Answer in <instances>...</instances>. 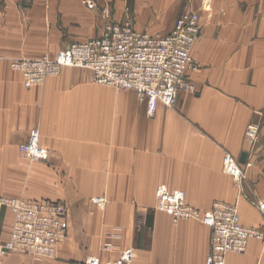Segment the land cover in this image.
<instances>
[{
    "label": "crops",
    "instance_id": "obj_1",
    "mask_svg": "<svg viewBox=\"0 0 264 264\" xmlns=\"http://www.w3.org/2000/svg\"><path fill=\"white\" fill-rule=\"evenodd\" d=\"M92 1L90 8L86 0H0V174L19 172L13 164L15 148L37 125L41 144L54 163L62 164L63 173L94 175V181L96 174L110 175L109 189L117 201L109 219L123 224L126 235L102 256L115 258L130 247L131 264H205L210 228L195 218L174 222L155 209V189L165 184L183 190L186 201L201 211L215 200L236 203L243 225L261 227L256 201L264 200V182L260 186L258 180L264 168L257 167L253 185V152L244 133L252 111L264 109L263 9L257 0H210L209 11L201 9L202 0H131L130 6L127 0ZM124 8L135 29L152 33L170 31L176 18L189 10L211 15L200 17V34L191 51L197 68L188 75L195 92L179 91L174 106L158 104L148 116L132 90L92 86L97 83L85 68L73 67L84 70L73 74L64 72L65 67L59 76L46 78L41 88L31 89L8 68L10 57H35L99 36L107 21L122 19ZM55 81L71 87V96H90L91 105L52 106L49 86ZM60 110L65 111L63 117ZM75 111H86L89 122V132L79 138L67 124ZM57 116L62 127L68 125L61 131L52 123ZM259 145L263 149L257 159L264 160V122ZM226 152L238 161L246 152L245 162L239 163L249 178L245 176L240 187L222 169ZM77 210H72V218L81 213ZM12 217V210L4 207L0 240ZM5 255L11 257L0 264H33L22 263L11 252ZM225 262L264 264V242L250 238L244 252H228Z\"/></svg>",
    "mask_w": 264,
    "mask_h": 264
},
{
    "label": "built area",
    "instance_id": "obj_2",
    "mask_svg": "<svg viewBox=\"0 0 264 264\" xmlns=\"http://www.w3.org/2000/svg\"><path fill=\"white\" fill-rule=\"evenodd\" d=\"M92 8V0H86ZM107 13V9H103ZM198 14L190 11L179 15L173 28L166 33L136 30L131 24L107 21L99 36L84 41H72L53 56L20 58L11 66L17 70L25 88L41 84L48 76H57L64 67H79L91 71L94 83L116 89L132 90L144 103L146 113L152 116L158 104L172 107L178 92H195L188 72L197 68L191 50L200 34ZM245 137L255 142L259 137V125L249 121ZM38 131H32L28 139L18 146L22 156L32 160H46L48 152L39 142ZM223 171L231 176L236 187L244 178L242 165L230 153L222 158ZM94 202L105 206L103 197ZM155 208L169 214L174 222L195 218L210 228L209 251L205 264H226L228 252H244L250 238L264 242V200H257L262 225H243L235 204L213 201L204 211L190 205L185 192L169 189L159 184L155 189ZM5 200H0V216ZM14 207L11 240L0 244V257L9 250H30L38 255L53 254L57 242L63 238L64 208L56 201L8 202ZM132 248L119 252L115 259L102 260L96 255L87 257L81 264H131Z\"/></svg>",
    "mask_w": 264,
    "mask_h": 264
},
{
    "label": "rangeland",
    "instance_id": "obj_3",
    "mask_svg": "<svg viewBox=\"0 0 264 264\" xmlns=\"http://www.w3.org/2000/svg\"><path fill=\"white\" fill-rule=\"evenodd\" d=\"M130 2L131 0H127V6H130ZM210 2H211L210 0H202L201 9L203 11H209ZM257 7L263 9V11H260V13H262L261 18L264 20V0H257ZM190 11L196 12L198 14V22L200 28H201L200 17L203 20L205 19V17H211V15L209 16V13L208 15L205 14L204 16V14L199 13L198 10H189L187 12ZM123 12H124V16L122 17V19L120 18L119 20H112V21L124 22L131 24L133 26L131 21L132 15L127 10H125V8L123 9ZM64 47L58 49L56 48L52 52L41 54L39 56H43V55L53 56L60 49ZM39 56H35V57L13 56L10 58H8L9 57L8 56L7 57L9 59L8 68L12 72L20 75V73L11 66V62L13 60H17L20 58H36ZM64 72L80 74L81 72H84V70L76 69L73 68L72 66H69L64 69ZM48 77L54 78L56 76H48ZM44 82L45 80L41 84L35 85L31 88H41ZM92 86L107 87V85L105 86L101 84H92ZM49 87H51L50 88L51 93L50 95H48L49 98L48 102L51 103L52 106H55L56 104H68L75 102L81 103L84 106H88V104L91 105L92 103V99H90L91 98L90 96L87 95L71 96L70 91L72 88L66 87L65 85H59L56 81L54 82V84H51ZM48 102H46L45 105L47 104L48 106ZM41 106L44 105L39 104V108ZM263 110L254 109L252 111L251 118L249 119V121H254L259 125L258 139L255 142H250L245 137V139L247 140V149L250 150V152H253L252 162L254 163V165L250 167L254 169L256 175V177H254V180H256V182H254L252 179L250 180L253 185L255 184L257 185V167L264 168V160L257 159L258 158L257 154L259 150L263 149L262 146L259 145L260 131L262 124L264 122ZM59 112H60V117H63L65 115V111L60 110ZM73 113L76 115V117L67 124L73 130L76 131V136L78 137L79 134L80 136H82L84 133L89 132V128H88L89 122L86 118L87 112L75 111ZM58 119L59 116H57L56 121L52 123L57 124L61 131L62 128H66L68 125L66 124L67 125V126L65 125L66 127L65 126L62 127L63 125V123L61 122L62 118L61 120L57 121ZM34 130L38 131L40 138L39 127L37 125H34L28 129L27 137L25 138V140H22L20 143H18L15 148L17 156H16V160L15 159L13 160V164L16 167H18L19 172L15 174H4V175L0 174V200H5L3 208L9 207L12 210V214H13L8 230L6 232L4 231L5 239L0 240V244H4L6 241L11 240L15 209L13 206H11L8 203L10 200H17L24 202L42 201V200L59 202V204L64 208V214L62 217L65 223V226L62 228L64 232V236L62 239H60L57 242L55 250L51 255H38L32 253L30 250L25 248H22L23 250H9L6 251L5 253L11 252V254H17L16 257L19 256L22 258V263H33V264H81L87 257L93 255L98 256L102 260L117 258V257L111 258L109 256H102L103 253L105 254V252L112 251L115 248L114 243L119 242V240L121 239L124 240V237L126 235V231L124 228L125 226L123 224L119 222H112V219H109V211L112 207L111 205L116 204L117 201L115 194H113L109 189V186H111L109 179L110 175L96 174L98 176V180L94 181V175L79 176L78 174H74V173L73 174L63 173L62 171L64 169H61L62 164L59 166L57 165V163H54V161L51 160L52 153L50 152V150H48L46 146L41 144L40 140L39 142L41 146L44 149H46V151L48 152V158H47L48 160L47 159L46 161L39 159L32 160L22 156L18 150V146L21 143H24L28 139L29 134ZM55 160H57V162L60 161L59 159H55ZM242 169H243L244 177L245 176L248 177L245 168L243 167ZM88 170L94 171V169L92 168ZM258 180L259 182H261L260 184L261 186L262 183L264 182V174L258 176ZM84 187H88V192H85ZM99 196L105 199V206L103 207H100L93 200L95 197H99ZM217 201H221V200H217ZM75 204H78L79 207L74 206ZM231 204H235L237 206L236 203H231ZM155 205H156V200H155ZM72 210H77L76 213L77 212H81V213L75 214L72 218ZM248 227H253V226H248ZM259 240L262 241L261 239ZM65 252L68 253L69 256H65L64 255ZM5 253L0 257V263L3 262V260L8 261L9 258L11 257V256L9 257V255H5Z\"/></svg>",
    "mask_w": 264,
    "mask_h": 264
},
{
    "label": "water",
    "instance_id": "obj_4",
    "mask_svg": "<svg viewBox=\"0 0 264 264\" xmlns=\"http://www.w3.org/2000/svg\"><path fill=\"white\" fill-rule=\"evenodd\" d=\"M245 158H246V152H243V153L241 154V156H240L239 161L243 163V162H245Z\"/></svg>",
    "mask_w": 264,
    "mask_h": 264
},
{
    "label": "trees",
    "instance_id": "obj_5",
    "mask_svg": "<svg viewBox=\"0 0 264 264\" xmlns=\"http://www.w3.org/2000/svg\"><path fill=\"white\" fill-rule=\"evenodd\" d=\"M149 223V222H148ZM150 224V223H149Z\"/></svg>",
    "mask_w": 264,
    "mask_h": 264
}]
</instances>
